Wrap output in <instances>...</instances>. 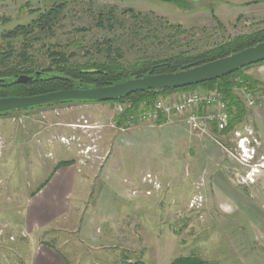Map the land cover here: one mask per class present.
Wrapping results in <instances>:
<instances>
[{
  "label": "rangeland",
  "instance_id": "rangeland-1",
  "mask_svg": "<svg viewBox=\"0 0 264 264\" xmlns=\"http://www.w3.org/2000/svg\"><path fill=\"white\" fill-rule=\"evenodd\" d=\"M60 1L65 5L45 30L34 26ZM182 1L192 9L164 0H10L8 9L0 10V53L7 63L21 60L24 51V65L39 69L52 66L57 54L82 62L102 60L107 49L132 63L201 52L259 29L264 20V0ZM18 24L33 30L4 38ZM259 64L240 71L261 82L257 89L233 77L243 84L232 87L243 116L226 133L207 124L214 139L191 129L185 114L167 118L174 129L150 127L153 120L139 118L136 124L116 126L112 117L124 107L116 103L101 110L89 103H64L0 115V264H27L38 244L69 264H169L189 255L217 264H264ZM202 89L158 99L179 100ZM245 89L256 97L252 105ZM249 131L259 141L251 158L237 145ZM145 133L156 135L154 155L141 148L147 144ZM65 160L72 186L64 212L30 232L29 201L58 167L66 166L56 167ZM249 170L256 172L243 181ZM148 176L153 181L147 182ZM198 197L201 206H191Z\"/></svg>",
  "mask_w": 264,
  "mask_h": 264
},
{
  "label": "trees",
  "instance_id": "trees-1",
  "mask_svg": "<svg viewBox=\"0 0 264 264\" xmlns=\"http://www.w3.org/2000/svg\"><path fill=\"white\" fill-rule=\"evenodd\" d=\"M171 2L182 8L183 10H191L192 8L182 0H164ZM192 3L193 1L190 0ZM65 5L64 1L56 2L52 4L47 10L42 12L38 19L33 22L34 26L38 25L41 31L45 30L54 21L56 16L60 13L62 7ZM262 27L249 33L240 34L235 37L228 38L227 40L215 45L207 50L193 53V54H176L171 55L168 58L134 61L132 63H124L116 56H111L112 49H107L108 54L102 60L87 58L82 62L72 61L64 57L62 54L58 56L52 66L48 65L46 68L39 69L33 65H24L28 62L25 52H20L21 60L17 62L5 63V55L0 53V97L5 96H30L36 94H42L58 89L68 88H84V87H96L106 86L117 82L125 81L127 79L140 77L144 74H159L177 71L193 67L217 58L227 56L231 53L244 49L246 47L255 45L258 42L264 40V20L261 21ZM32 28H26L25 26L18 24L14 29L9 30L4 35V38L14 39L18 34H26L31 32ZM9 50L6 54L11 56L12 45L8 44ZM101 50V49H100ZM52 54V53H51ZM54 55V54H53ZM8 61V60H7ZM264 61L258 62L263 63ZM250 66V65H248ZM244 66L236 69L235 71L226 74L224 76L214 78L201 83L193 84L190 86L167 88L159 90H144L135 93H129L127 95L120 96L118 98L108 101L97 100H64L57 101L51 104L55 105L64 103H116L122 105L123 109L113 117V122L116 126H127L130 124H136L137 116L144 110L149 109L153 103L158 99V96H167L174 91H184L190 88H205L211 90L217 88L221 93L222 98L227 104V112L229 115L228 124L223 130L226 133L228 130L234 127L235 123L240 122L243 116V110L239 100L234 96L232 92L233 86H242V82H234L233 77L239 76L242 78L244 84L248 85V88L255 90L258 86L262 85L260 81L251 77L243 76L240 71L248 67ZM38 72V73H36ZM20 74L33 75V78L25 83H16L15 78ZM44 106V105H43ZM32 108V107H31ZM236 108L237 112H233ZM28 110V109H27ZM24 111V110H23ZM26 111V110H25ZM12 112H3L0 115H9ZM16 112V111H15ZM202 112V108L200 113ZM167 116L158 112L157 117L153 120L155 125L165 123ZM69 161H60L56 167L61 165H68ZM141 262H135L133 264H140ZM126 264V262H125ZM169 264H217L214 261H209L200 258L195 255L178 256L171 259Z\"/></svg>",
  "mask_w": 264,
  "mask_h": 264
},
{
  "label": "water",
  "instance_id": "water-1",
  "mask_svg": "<svg viewBox=\"0 0 264 264\" xmlns=\"http://www.w3.org/2000/svg\"><path fill=\"white\" fill-rule=\"evenodd\" d=\"M196 1V0H192ZM264 61V40L227 56L193 67L159 74H144L106 86L58 89L30 96L0 97V113L23 111L64 100L108 101L129 93L190 86L218 78L238 68ZM38 73V72H36ZM33 75L20 74L16 83L30 81Z\"/></svg>",
  "mask_w": 264,
  "mask_h": 264
},
{
  "label": "crops",
  "instance_id": "crops-1",
  "mask_svg": "<svg viewBox=\"0 0 264 264\" xmlns=\"http://www.w3.org/2000/svg\"><path fill=\"white\" fill-rule=\"evenodd\" d=\"M10 0H0V10L8 9L6 7L7 3ZM17 1V0H13ZM1 23V21H0ZM258 77L262 81L264 85V63L258 65ZM179 91L171 92L167 95L166 98L170 97H179ZM177 97V98H178ZM264 100V98H263ZM262 101V100H261ZM88 104V103H87ZM84 104V105H87ZM90 105H96L100 110L103 107L102 105L107 104L106 106L109 108L110 103H89ZM98 105V106H97ZM264 106V105H263ZM97 108H92V110H96ZM255 113V111H254ZM171 116H177V114H170L167 116L168 120ZM257 116V114H256ZM114 117V116H113ZM112 117V121H113ZM177 120V119H176ZM257 120V117H256ZM255 120V122H257ZM258 123V122H257ZM150 127H165L169 126L170 123L165 122L159 125H155L149 123ZM155 125V126H154ZM173 126L176 128H180L178 123H175ZM170 129H174L172 126H169ZM181 130V128H180ZM152 133V132H151ZM147 144L141 145V148H149L152 149L151 152L154 151V140L156 139V135L151 134V136L145 133ZM166 137V136H164ZM144 146V147H143ZM154 155V152L151 153ZM72 169L69 165L58 167L54 173L50 176L49 180L42 186L40 191L30 199L28 205V212L26 214V221L28 224V230L31 232H35L38 228L36 226H42L43 224L49 222L53 218H57L61 213L64 212L65 203L69 199V188L72 186ZM37 228V229H35ZM27 264H69L68 261L59 257L53 250L49 249L45 244H38L35 249L29 254L27 259Z\"/></svg>",
  "mask_w": 264,
  "mask_h": 264
},
{
  "label": "built area",
  "instance_id": "built-area-1",
  "mask_svg": "<svg viewBox=\"0 0 264 264\" xmlns=\"http://www.w3.org/2000/svg\"><path fill=\"white\" fill-rule=\"evenodd\" d=\"M244 93L246 96L247 103L249 105H252L256 97H254V94L251 93L249 89H245ZM118 105L122 108V105ZM201 108L202 112L200 113ZM158 112H162L166 116L170 114H185L186 121L191 129L198 130V132L200 133H205L213 139L214 137H212L211 134L207 133V124H212L217 132H222L226 128L229 119V115L227 112V104L222 98L221 94L215 89H202L193 92L189 91L188 93H185L181 99L174 101H164L162 99H157L149 109H144L137 116V118H139V121L141 119L154 120L157 117ZM248 135L249 136L243 135L239 137L237 145L240 151L241 147L245 145V153L247 151H250L249 154L246 153V156L248 158H251L253 157L252 155L255 152H253L252 148L255 144H259V141L252 134L251 131H249ZM244 151H241L243 155L245 154ZM261 159L264 160V155L261 157ZM256 167L257 166H255L254 169L258 170V168ZM263 170L264 165L262 167V171ZM249 172L245 173V176H241L243 181L246 179H250L249 176L256 171L250 173ZM146 178L147 182H150V180L153 181L150 176ZM199 205L201 206V197H198V199L194 198L191 202V206L198 207Z\"/></svg>",
  "mask_w": 264,
  "mask_h": 264
},
{
  "label": "clouds",
  "instance_id": "clouds-1",
  "mask_svg": "<svg viewBox=\"0 0 264 264\" xmlns=\"http://www.w3.org/2000/svg\"><path fill=\"white\" fill-rule=\"evenodd\" d=\"M244 149H245V145H243L242 147H241V151H244ZM244 153H245V151H244ZM253 156V155H252ZM254 157V156H253Z\"/></svg>",
  "mask_w": 264,
  "mask_h": 264
},
{
  "label": "bare ground",
  "instance_id": "bare-ground-1",
  "mask_svg": "<svg viewBox=\"0 0 264 264\" xmlns=\"http://www.w3.org/2000/svg\"><path fill=\"white\" fill-rule=\"evenodd\" d=\"M252 175V174H251Z\"/></svg>",
  "mask_w": 264,
  "mask_h": 264
}]
</instances>
